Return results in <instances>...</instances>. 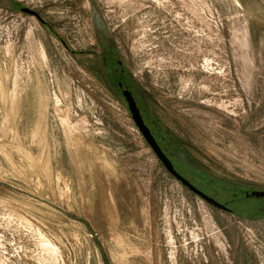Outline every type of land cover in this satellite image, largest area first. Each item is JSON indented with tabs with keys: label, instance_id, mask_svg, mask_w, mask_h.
I'll return each instance as SVG.
<instances>
[{
	"label": "rangeland",
	"instance_id": "374dc122",
	"mask_svg": "<svg viewBox=\"0 0 264 264\" xmlns=\"http://www.w3.org/2000/svg\"><path fill=\"white\" fill-rule=\"evenodd\" d=\"M254 190L264 0H0V264H264Z\"/></svg>",
	"mask_w": 264,
	"mask_h": 264
},
{
	"label": "water",
	"instance_id": "95a60500",
	"mask_svg": "<svg viewBox=\"0 0 264 264\" xmlns=\"http://www.w3.org/2000/svg\"><path fill=\"white\" fill-rule=\"evenodd\" d=\"M21 11L23 13L27 14V15L35 16V17H37L38 19L41 20L40 15L37 12H35V11L31 10V9L23 8ZM123 96L125 98V101H126V103L128 105L129 111H130V113L132 115V118H133L135 124L137 125V127L141 131V133L144 136L146 142L149 144V146L155 152V154L157 155L159 160L165 166L167 171L173 177H175L179 182H181L185 187H187L190 191H192L193 193H195L196 195L201 197L203 200H205L210 205H212V206H214L216 208H219V209H223V210L229 211L227 207H225L221 203L217 202L215 199L209 197L208 195H206L205 193H203L202 191L197 189L185 177H183L181 174H179L177 172V170L175 169V167H174L173 163L171 162V160L167 157V155L164 153V151L161 149V147L157 143V141H156L155 137L153 136L150 128L146 125V123H145V121L143 119V116H142V114H141V112H140V110L138 108V105L136 103V100H135L132 92L129 91V90H125V91H123ZM247 197H253V198H257V199H264V190H254L250 194L247 193Z\"/></svg>",
	"mask_w": 264,
	"mask_h": 264
},
{
	"label": "flooded vegetation",
	"instance_id": "af4514ba",
	"mask_svg": "<svg viewBox=\"0 0 264 264\" xmlns=\"http://www.w3.org/2000/svg\"><path fill=\"white\" fill-rule=\"evenodd\" d=\"M106 37V36H105ZM105 37H103L102 38V41L101 42H105ZM100 44V43H99ZM100 46V45H99ZM117 65H118V67H119V69H116V70H114L113 68H111V70H112V72H113V74H114V76L115 77H117V78H119V80L120 79H122L123 77H125L126 76V73H125V70L122 68V65H121V63L119 62V61H117ZM118 89L120 90V91H122V93H123V91H125V90H129L130 91V89L124 84V83H122V82H118ZM145 121V120H144ZM146 123V122H145ZM158 126V125H157ZM152 132V131H151ZM152 134H153V136L155 137V139H156V141H157V143L159 144V146L161 147V145H160V141H166V137H164V136H161L160 137V140H158V137H156V135H154V133L152 132ZM161 149H162V147H161ZM163 150V149H162ZM164 153L166 154V152L164 151ZM167 155V154H166ZM167 157L169 158V156L167 155ZM170 159V158H169Z\"/></svg>",
	"mask_w": 264,
	"mask_h": 264
},
{
	"label": "built area",
	"instance_id": "2783aa9c",
	"mask_svg": "<svg viewBox=\"0 0 264 264\" xmlns=\"http://www.w3.org/2000/svg\"><path fill=\"white\" fill-rule=\"evenodd\" d=\"M9 30V27L7 28V31Z\"/></svg>",
	"mask_w": 264,
	"mask_h": 264
}]
</instances>
